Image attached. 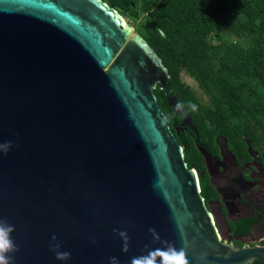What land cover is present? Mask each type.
I'll return each instance as SVG.
<instances>
[{"label": "water", "instance_id": "1", "mask_svg": "<svg viewBox=\"0 0 264 264\" xmlns=\"http://www.w3.org/2000/svg\"><path fill=\"white\" fill-rule=\"evenodd\" d=\"M169 77L105 0H0V143L12 142L0 153V218L15 226L13 264H130L161 241L189 264H264V245L220 240L154 93L198 134ZM56 242L69 259L55 258Z\"/></svg>", "mask_w": 264, "mask_h": 264}, {"label": "trees", "instance_id": "2", "mask_svg": "<svg viewBox=\"0 0 264 264\" xmlns=\"http://www.w3.org/2000/svg\"><path fill=\"white\" fill-rule=\"evenodd\" d=\"M105 1L137 22L135 30L170 75L167 93L185 105L200 133L225 134L236 148H244L243 138H249L264 158V0ZM154 93L187 162L196 150L174 126L181 115L175 116L159 86ZM189 102L198 110L191 111Z\"/></svg>", "mask_w": 264, "mask_h": 264}, {"label": "flooded vegetation", "instance_id": "3", "mask_svg": "<svg viewBox=\"0 0 264 264\" xmlns=\"http://www.w3.org/2000/svg\"><path fill=\"white\" fill-rule=\"evenodd\" d=\"M174 114L181 115L174 123L175 128L181 127L179 131L186 134L188 146L192 143L195 147L196 153L188 155L187 163L196 171L200 192L221 235L220 240L246 247L264 245L262 154L249 138H243L244 148H236L225 134L200 133L198 128L196 134L189 127L181 126L183 114ZM247 140L255 153L248 151ZM252 264L260 263L255 260Z\"/></svg>", "mask_w": 264, "mask_h": 264}, {"label": "clouds", "instance_id": "4", "mask_svg": "<svg viewBox=\"0 0 264 264\" xmlns=\"http://www.w3.org/2000/svg\"><path fill=\"white\" fill-rule=\"evenodd\" d=\"M161 36H163V30H159ZM185 107L182 103H177L176 108L183 110ZM187 107L191 111H197V105L189 102ZM11 141L0 143V153L6 154L11 147ZM15 230V226L9 224L6 219L0 218V264H13V257L10 253H14L18 250L14 240L11 237V233ZM113 231H117L113 229ZM154 240H159V236L155 229H149ZM118 235L124 241L122 251H128V236L125 231H119ZM52 241H56V236H52ZM165 244L164 248H155L139 256H134L130 260V264H189L186 251L184 247L177 249L173 244L166 241H161ZM147 248V245H145ZM60 244L58 242L51 245V250L55 253L57 260H67L70 258L71 253L68 251H60ZM109 264H119L117 257H109Z\"/></svg>", "mask_w": 264, "mask_h": 264}, {"label": "rangeland", "instance_id": "5", "mask_svg": "<svg viewBox=\"0 0 264 264\" xmlns=\"http://www.w3.org/2000/svg\"><path fill=\"white\" fill-rule=\"evenodd\" d=\"M124 18L126 19V21H127L128 23H130V24L133 26V28H134V30H135V29H136V24H137V22H136V23H132L130 18H127V17H124ZM184 79L187 81V83H188L190 86H192V88L195 90L196 94H197L200 98H202L203 100L206 101V97H205V95L203 94L202 90L198 87L196 81H195L192 77H190L187 73L184 74Z\"/></svg>", "mask_w": 264, "mask_h": 264}]
</instances>
